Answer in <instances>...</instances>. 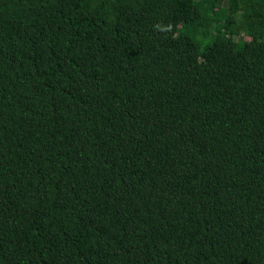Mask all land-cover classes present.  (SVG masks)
Here are the masks:
<instances>
[{
    "label": "trees",
    "instance_id": "1",
    "mask_svg": "<svg viewBox=\"0 0 264 264\" xmlns=\"http://www.w3.org/2000/svg\"><path fill=\"white\" fill-rule=\"evenodd\" d=\"M0 264H264V0H0Z\"/></svg>",
    "mask_w": 264,
    "mask_h": 264
}]
</instances>
